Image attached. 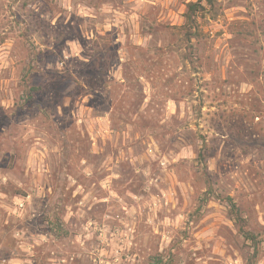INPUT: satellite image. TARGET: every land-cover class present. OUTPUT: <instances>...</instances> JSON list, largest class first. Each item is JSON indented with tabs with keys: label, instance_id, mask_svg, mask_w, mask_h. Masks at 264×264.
<instances>
[{
	"label": "rangeland",
	"instance_id": "374dc122",
	"mask_svg": "<svg viewBox=\"0 0 264 264\" xmlns=\"http://www.w3.org/2000/svg\"><path fill=\"white\" fill-rule=\"evenodd\" d=\"M156 258L264 264V0H0V264Z\"/></svg>",
	"mask_w": 264,
	"mask_h": 264
},
{
	"label": "trees",
	"instance_id": "16d2710c",
	"mask_svg": "<svg viewBox=\"0 0 264 264\" xmlns=\"http://www.w3.org/2000/svg\"><path fill=\"white\" fill-rule=\"evenodd\" d=\"M203 10V5L200 2L195 3H189L186 7L185 13H184V27L185 32L187 36L194 33V23H195V16ZM34 88H30L29 91H34ZM32 96V95H31ZM230 200V199H228ZM229 212L231 213L233 220L238 223L242 229L243 219L238 211V209L235 207L231 201H229ZM244 231V230H243ZM242 231V232H243ZM247 236V234H246ZM252 238V237H251ZM153 264H162V261L158 258H156L153 262Z\"/></svg>",
	"mask_w": 264,
	"mask_h": 264
}]
</instances>
